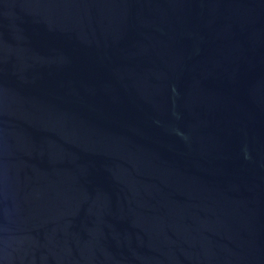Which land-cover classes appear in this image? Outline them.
<instances>
[{
	"label": "water",
	"instance_id": "95a60500",
	"mask_svg": "<svg viewBox=\"0 0 264 264\" xmlns=\"http://www.w3.org/2000/svg\"><path fill=\"white\" fill-rule=\"evenodd\" d=\"M0 264H264V0H0Z\"/></svg>",
	"mask_w": 264,
	"mask_h": 264
}]
</instances>
